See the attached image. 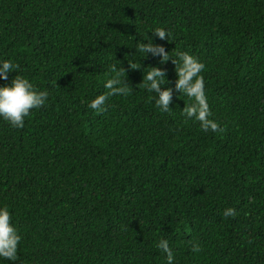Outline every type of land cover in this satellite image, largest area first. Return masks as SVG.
I'll return each mask as SVG.
<instances>
[{"label": "trees", "instance_id": "1", "mask_svg": "<svg viewBox=\"0 0 264 264\" xmlns=\"http://www.w3.org/2000/svg\"><path fill=\"white\" fill-rule=\"evenodd\" d=\"M145 33L203 61L218 129L183 93L155 104L143 74L172 87L175 65L136 50ZM7 58L49 95L22 128L0 119V205L21 235L0 264H169L160 238L171 264H264V0H0Z\"/></svg>", "mask_w": 264, "mask_h": 264}, {"label": "clouds", "instance_id": "2", "mask_svg": "<svg viewBox=\"0 0 264 264\" xmlns=\"http://www.w3.org/2000/svg\"><path fill=\"white\" fill-rule=\"evenodd\" d=\"M150 32L161 39L169 40L170 33L165 28L157 26ZM145 40L146 42L136 41L137 51L143 52L144 56L148 53L159 54L161 63L171 57L175 65L176 79L172 87H161L166 83V79L163 70L159 67H149V70L143 74V79L148 82L147 87L155 94V104L159 109L169 111L174 91L179 94L183 93L192 101L185 108V115L198 120L200 127L204 130L218 129L220 126L210 118L205 96L204 79L201 74L204 68L203 61L192 53L182 50L176 53L177 59H173L169 51H165L163 45L154 43L149 36ZM18 68L19 65L13 59H0V81H8L0 83V119L7 121L13 128H22L25 117L30 114L31 110L45 105L49 95L46 89H38L27 76L18 73L16 71ZM13 71L16 74L9 80V73ZM119 82L115 78L105 81V87L110 89L108 94H124L129 91L127 86H113ZM106 99V94H98L88 102V107L102 110ZM234 212L233 208L228 207L223 210V215L229 216ZM20 241L21 235L12 222L9 208L6 205H0V257L15 260ZM156 247L163 250L166 259L171 264L173 254L167 239L160 238L156 242Z\"/></svg>", "mask_w": 264, "mask_h": 264}]
</instances>
